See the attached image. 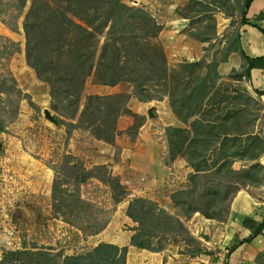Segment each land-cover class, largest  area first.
Masks as SVG:
<instances>
[{"label": "trees", "instance_id": "trees-1", "mask_svg": "<svg viewBox=\"0 0 264 264\" xmlns=\"http://www.w3.org/2000/svg\"><path fill=\"white\" fill-rule=\"evenodd\" d=\"M252 1L245 0L242 21ZM27 2L0 0V18L11 30L16 31L13 19L21 15ZM22 25L26 62L49 85L56 112L52 122L65 126L67 133L69 128L83 127L93 130L98 140L112 144L118 118L123 114L137 115L128 108L129 100H157L152 95L154 88H164L169 79L170 68L159 39L161 26L143 8L128 6L123 0H31ZM212 40L210 37L207 41ZM19 51L18 42L0 34V132L19 114L20 101L29 97L8 67L11 57ZM231 52L238 53L242 60V68L232 72L250 82L255 60L241 48L240 27L226 56ZM218 65L219 60L212 57L210 61L203 58L183 66L188 67L190 74L196 69L199 74L194 77V84L177 89L180 109L171 102L174 114L184 124L183 128H166L179 137L170 146L182 150L172 158H183L192 170L188 175L190 187L170 196L175 212L149 198H131L120 178L106 165L87 168L74 155L65 154L52 182L54 217L84 236H93L105 230L116 206L128 201L126 214L137 224L130 228L131 246L161 253L167 245L182 242L187 255L204 253L203 243L191 234L186 221L195 213L206 214L222 201L225 213L219 221L226 223L231 202L239 191L256 198L250 188L264 187V165L255 163L264 154V148L256 150L258 134L247 125L249 118L243 109L233 104L227 106L223 115L207 110L216 104L209 94L214 78L219 77ZM90 77L104 86L129 82L134 92L92 94L82 105V93ZM253 92L257 97H252V101L260 104L264 112V92ZM201 105L206 109L203 113L198 110ZM236 161L243 165L235 168ZM93 180L109 187L111 208L102 210L82 196V186ZM101 213L105 215L101 217ZM127 250V246L108 242H99L89 251L74 255L54 252L51 247L23 248L6 250L0 264H126Z\"/></svg>", "mask_w": 264, "mask_h": 264}, {"label": "rangeland", "instance_id": "rangeland-1", "mask_svg": "<svg viewBox=\"0 0 264 264\" xmlns=\"http://www.w3.org/2000/svg\"><path fill=\"white\" fill-rule=\"evenodd\" d=\"M30 1L28 0L21 15L13 19L12 23H17L16 31L11 30L0 18V34L18 42L20 46V51L9 60L8 67L23 93L29 95V100L20 101V112L17 117L7 124L4 132H0V260L6 250L33 247H51L54 248V252H61L64 255L81 254L92 249L102 239H108L105 233L84 236L75 227L54 217L51 208V189L55 169L65 154L74 155L87 168L104 165L101 164L102 157L108 155L109 150L117 154L121 149L118 146L120 143L132 141L144 120L139 115H121L118 118L117 134L112 144L98 140L91 129L69 128L70 133H67L65 126L58 127L52 122L56 112L52 108L49 85L37 77L25 58L22 23ZM123 2L131 7L143 8L162 28L159 39L170 68V76L166 86L155 87L152 95L160 100L167 98L174 114L171 102H175L179 109L181 105L179 96H175L177 89H183L186 84H194L193 79L199 74L198 69L190 74L188 67L183 66L197 63L203 58L210 61L212 57H216L219 60L217 69L219 77L214 78L213 90L209 94L216 104L207 110L213 115H223L227 106L233 104L240 106L245 117L249 118L247 125L258 134L254 144L256 150L264 148L263 108L252 101V97L256 98L257 94L253 92L249 82L244 78L239 79L232 72L233 69L242 68V64L235 62L236 58L240 60L239 54L231 52L226 56L233 47L236 29L240 27L245 0H123ZM210 37H213L211 43L207 41ZM125 92H134L131 83L120 82L114 86H104L96 84L90 77L84 87L81 104L83 105L86 98L92 94L108 95ZM34 94L36 97L32 96ZM202 105L198 108L200 113L206 110ZM144 107L155 114V108H148L150 107L148 105ZM174 116L176 117L175 114ZM66 120L76 123L70 119ZM167 127L183 128L184 124L178 120L175 125L162 126V138L166 142L169 157L172 158V155L180 154L182 150L170 146V143L179 137L174 132L166 131ZM256 162L264 165V154ZM242 165L240 161L234 163L235 168H240ZM108 170L111 172L109 167ZM189 187L187 177V180L175 191ZM250 189L256 195H264V187ZM81 192L84 198L93 201L102 210L112 207L109 187L95 180L82 186ZM224 207L225 203L221 201L218 207H210L206 214H200L207 219V228H201L199 223H196L197 219L191 221L197 213L186 221L191 234L204 245L205 252L201 254L209 256L204 264H221L219 257L213 255L217 250L212 247L208 249L206 242H211L213 232L217 231L216 226L221 223L219 218L225 213ZM163 208L175 212L171 198L170 205ZM100 215L103 217L105 214ZM128 230L130 226L127 224H117L112 233L125 235ZM160 254L163 255V264L166 262L196 264L195 261L190 260L191 256L186 254L182 242L167 245ZM126 264H161V262L157 254L141 251L133 253L127 250Z\"/></svg>", "mask_w": 264, "mask_h": 264}, {"label": "crops", "instance_id": "crops-1", "mask_svg": "<svg viewBox=\"0 0 264 264\" xmlns=\"http://www.w3.org/2000/svg\"><path fill=\"white\" fill-rule=\"evenodd\" d=\"M240 44L245 55L255 60L249 85L252 90L264 92V0H253L247 9L240 24ZM235 62L242 64L241 57L240 60L236 58ZM32 96L36 97V94ZM261 100L264 103V95ZM147 105L150 106L148 108L156 109L155 114L145 109L144 106ZM128 108L144 119L137 136L130 142L120 143L118 146L121 149L117 154L109 150V154L102 157L101 164L108 165L112 174L120 178L131 198L145 197L155 200L162 207H168L169 194L180 187L192 171L183 158L169 157L166 142L162 138V126L175 125L178 120L172 113L167 98L148 103L131 98ZM130 125L129 123L128 126ZM127 207L128 201L118 204L107 228L99 233L107 234L108 239L100 242L127 246L128 251L133 253L141 251L157 254L163 264V255L160 253L130 245L131 230L125 235L112 233L117 224H127L130 228L137 225L127 216ZM196 219L201 228H207V219L198 213L191 221ZM216 228L211 242L207 241L206 244L208 249L212 247L217 250L213 255L219 257V263L264 264V195L253 198L246 191H239L231 202L227 222L218 223ZM206 259L209 256L204 254L190 257L196 264H201Z\"/></svg>", "mask_w": 264, "mask_h": 264}, {"label": "built area", "instance_id": "built-area-1", "mask_svg": "<svg viewBox=\"0 0 264 264\" xmlns=\"http://www.w3.org/2000/svg\"><path fill=\"white\" fill-rule=\"evenodd\" d=\"M192 50H194V48H192Z\"/></svg>", "mask_w": 264, "mask_h": 264}]
</instances>
